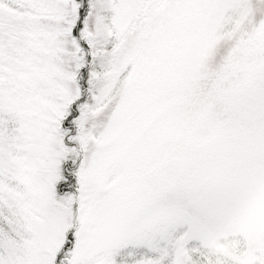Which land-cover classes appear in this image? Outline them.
I'll use <instances>...</instances> for the list:
<instances>
[{
  "label": "snow or ice",
  "instance_id": "obj_1",
  "mask_svg": "<svg viewBox=\"0 0 264 264\" xmlns=\"http://www.w3.org/2000/svg\"><path fill=\"white\" fill-rule=\"evenodd\" d=\"M0 264H264V0H0Z\"/></svg>",
  "mask_w": 264,
  "mask_h": 264
}]
</instances>
